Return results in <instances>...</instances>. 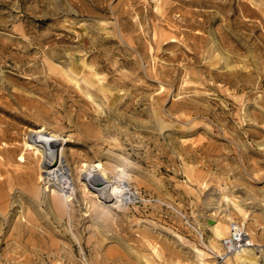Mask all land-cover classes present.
Returning a JSON list of instances; mask_svg holds the SVG:
<instances>
[{"label": "rangeland", "instance_id": "obj_1", "mask_svg": "<svg viewBox=\"0 0 264 264\" xmlns=\"http://www.w3.org/2000/svg\"><path fill=\"white\" fill-rule=\"evenodd\" d=\"M0 264H264V0H0Z\"/></svg>", "mask_w": 264, "mask_h": 264}, {"label": "bare ground", "instance_id": "obj_2", "mask_svg": "<svg viewBox=\"0 0 264 264\" xmlns=\"http://www.w3.org/2000/svg\"><path fill=\"white\" fill-rule=\"evenodd\" d=\"M46 130L44 128H40V129H36L35 132L38 135L37 136V140H36V144L39 146L37 147V150L40 149L42 152V162H41V168L43 169L42 171L46 174V178L48 179V181H51L52 179H55L56 177H58V179L60 180V183H68V179L66 177V171L63 167H61L60 164L57 165L58 162V155L55 151V147L57 145V140L58 137L55 134H51V133H46ZM39 151V150H38ZM96 164V163H95ZM94 164V165H95ZM98 164V163H97ZM94 166V169H98L99 167ZM99 165V164H98ZM101 165V164H100ZM103 167V166H102ZM66 168V167H65ZM92 168V167H91ZM92 171L90 170V174H85V177L83 178L86 182V187L87 185H89V188H91L92 190H90L91 192H93L96 196H98L99 198H102L104 200H108V201H114V199L116 198L117 202L119 200L120 194H118V192L114 189L112 190L111 187L113 185V183L111 184V181L108 180V175L107 173L102 170L101 172H97V171ZM38 171V170H37ZM100 171V169H99ZM42 172V173H43ZM68 175V174H67ZM84 176V175H83ZM51 177V178H50ZM63 178V179H62ZM71 178V176H70ZM80 179V177H79ZM123 182V181H122ZM51 185L56 184L55 182H51L49 183ZM63 184V185H64ZM61 185V184H60ZM59 186V185H58ZM65 186V185H64ZM114 186V185H113ZM68 187V186H67ZM85 187V186H84ZM115 187V186H114ZM88 188V189H89ZM58 189V188H57ZM64 190V189H61ZM84 190V189H83ZM118 190V189H117ZM56 189H53L52 192H55ZM58 192V190L56 191ZM55 192V193H56ZM62 192V191H61ZM122 192V191H121ZM59 193V192H58ZM63 194V193H62ZM61 194V195H62ZM55 195V194H54ZM60 195V194H59ZM60 195V196H61ZM65 199L69 200L71 199V193H69V190H67L64 194ZM62 198V197H61ZM64 199V200H65ZM94 200V199H93ZM94 202V201H93ZM57 204V203H56ZM65 204V203H64ZM55 205V204H54ZM216 225V224H214ZM221 232V231H220ZM220 232H218V234H220ZM218 237V236H217ZM215 243V242H214ZM197 251L203 255L204 252L202 250H200L199 248L197 249ZM253 250L252 248H245L242 251H239L236 253V258L238 260H249L248 256H250V253ZM211 256V255H210ZM248 261V262H249ZM253 262V261H251ZM244 263V262H243Z\"/></svg>", "mask_w": 264, "mask_h": 264}, {"label": "built area", "instance_id": "obj_3", "mask_svg": "<svg viewBox=\"0 0 264 264\" xmlns=\"http://www.w3.org/2000/svg\"><path fill=\"white\" fill-rule=\"evenodd\" d=\"M245 248H252L256 251L257 255H260L261 247L252 240L245 224L233 221L229 226V234L222 239V253L218 256L224 261Z\"/></svg>", "mask_w": 264, "mask_h": 264}]
</instances>
